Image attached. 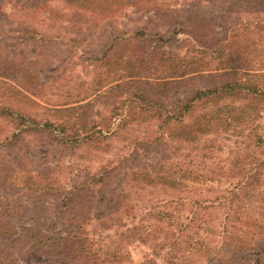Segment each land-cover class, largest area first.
Here are the masks:
<instances>
[{
	"label": "rangeland",
	"instance_id": "rangeland-1",
	"mask_svg": "<svg viewBox=\"0 0 264 264\" xmlns=\"http://www.w3.org/2000/svg\"><path fill=\"white\" fill-rule=\"evenodd\" d=\"M243 1L245 3L242 5L240 0H0V75L16 76V83L26 95H17L5 102L12 109H18L23 115L42 123L54 120L57 114L53 108L65 104L72 105L75 100L86 96L97 100L98 104L95 106L98 107L100 116H107L109 109L105 103L106 99L99 98L97 92H93L100 83H106L107 78L121 74L122 63L132 64L131 61H124L127 57L133 56L135 62L140 58L148 59L152 55L157 59L162 57L160 63L169 58L200 59L201 68L208 70L166 82L163 87L157 88L155 97L171 107L195 90L217 87L230 81L233 77L230 71L219 72L212 66L218 61V54L213 52L226 41L243 44L248 50L246 54H250V60L258 61L264 57V0ZM246 1L249 3L246 4ZM256 22L260 26H256ZM240 24L246 26L244 30L239 31L237 36H231L230 28ZM112 44V60L106 68L101 58ZM255 46L257 50H254ZM227 52L230 53V46H227L224 54ZM104 106L106 109L102 108ZM17 122L0 118V170L19 156L21 164H13L18 174L35 172L42 166L49 165L54 167V176H58L61 187L69 189L79 180L73 177L76 171L70 172L74 166L83 172L113 165L115 173L110 180L117 185L122 183L119 189H123L128 200L132 201L136 208L134 222L124 214L120 217L123 218V223L132 222L135 226H147L148 216L142 215L141 211L152 206V209L158 208L156 202L170 198L174 190L153 183L151 179H135L136 176L133 179L132 174H127L126 180H122V175L130 168L129 164L133 166L131 170L148 171V174L154 177L159 174L158 171H168L175 167L184 169L193 162V168L201 172L204 179L203 182H191L187 185L189 189L184 193L188 197L184 200H196L203 204L199 213L206 220L208 229L200 232L199 245L194 247L192 260L188 263L208 264L207 261H210V264H254V259L252 262L239 259V253L236 254L230 249V239L227 252L221 250L218 253L216 247L222 235L221 223L224 217L223 208L219 203L223 202L224 198L227 199L229 189L231 198L234 184L232 182H236L243 172L248 173L252 163L259 158L258 153H254L249 162V159L244 158L248 150L239 145V141L235 143L237 139L232 133V126L227 133L215 131L207 138L212 141H206L204 138L196 146L197 151L189 152L186 145L178 143L176 136L169 138L167 146L163 145V142L159 147L148 148V143L140 142L138 138L144 137L145 134L154 137L151 133L155 128L151 125L155 122L150 121L149 128L145 127L149 124H142V127L138 128L127 126L118 131V136L106 142L100 139L99 147L104 152L97 154L98 144L58 147L50 141L48 135L33 130L32 128H36L33 126L26 127L19 136L5 141L2 145L4 138L14 132ZM259 124L258 132L264 140V111L261 113ZM69 125L70 122L67 123V126ZM169 147L172 151L167 150ZM129 151L133 152L130 154ZM160 152L163 153L160 159L150 161V158ZM123 154L130 155L122 158ZM248 181L249 188L257 193V198L263 197L264 172L262 176L256 175ZM20 196L25 203L30 205L36 202L39 206V217L43 218L41 224L45 230L50 234L63 231L61 224L65 215H56L54 207L55 202H59L58 196L37 195L31 192H23ZM225 203L227 205V201ZM234 204L239 203L234 201ZM175 205L168 207L170 213L176 211ZM261 210V214L248 212V215L255 218L260 217L255 219L257 224H264V204ZM176 212L181 220L186 222L190 203L184 204L183 208L177 207ZM39 213H28L27 217H14L13 220L15 225L25 222L30 224ZM20 218L24 219L17 223ZM149 222H153V219ZM157 224L163 229L168 228L166 220ZM228 226L232 234L240 233L239 229L244 231L241 246L247 248L255 245L257 249H262L261 260L264 263V230L258 232L255 227L235 222L231 230L230 221ZM106 228L109 229L102 231L101 236H107V242L113 241L111 247L119 248L123 243L119 244L122 240H117L118 233L115 232L116 227L112 226V221L106 223ZM122 229L124 228L119 230ZM161 232L162 230L154 226L148 235L141 230L134 236L137 239L141 235V238L146 239V243L135 242L136 246L125 245L124 249L130 251L133 258L137 259L153 238L162 237ZM233 241L235 244L239 243ZM2 244L14 257L21 260L26 258L28 261H25V264L49 259L44 253L29 249L20 237ZM246 250L242 251V254H248ZM252 252L257 254L259 250ZM230 256L235 257L231 263ZM254 258L257 260V255ZM54 261L59 263L58 258Z\"/></svg>",
	"mask_w": 264,
	"mask_h": 264
},
{
	"label": "trees",
	"instance_id": "trees-1",
	"mask_svg": "<svg viewBox=\"0 0 264 264\" xmlns=\"http://www.w3.org/2000/svg\"><path fill=\"white\" fill-rule=\"evenodd\" d=\"M240 3L243 5L245 1L240 0ZM247 3L249 2L246 1ZM239 26L230 28L231 36H237L238 32L246 27L241 24ZM256 26L260 24L256 22ZM227 46H230L228 55L224 54ZM112 48L113 44L101 58L106 68L112 60L110 55ZM254 50H257V46ZM213 53L218 54V61L212 64L215 67L214 70L230 71L233 75L230 81L217 87L195 90L187 98L179 100L171 107L155 97L157 88L163 87L166 82L176 81L205 70L206 68H201L200 59L169 58L160 63L162 57L157 59L150 55L148 59L140 58L134 62L133 56H129L124 61L126 63L131 61L132 64L124 65L121 62V74L107 78L106 83H100L93 92H97L99 98L106 99L105 103L109 109L107 116H100L101 113L95 106L98 104L96 99L83 96L84 98L75 100L72 105L65 104L53 108L57 114L54 120H46L42 123L6 104V100L17 95L25 97L26 95L16 83L18 80L16 76L0 75V118L18 121L12 135L6 136L2 145L5 141L19 136L26 127L33 126L36 127L32 128L33 130H39L42 134L48 135L50 141L58 147H76L94 143L93 146L98 144L96 149L97 154H100L104 152L99 147L100 139L106 142L118 136V131L127 126L138 128L142 127V124H149L145 126L149 128L148 126L151 125L149 122L154 121V125H151L155 128L151 133L154 137L151 138L149 134H145L144 137L138 138L140 142L148 143V148L150 146L159 147L163 142V145L167 146L169 138L176 136L178 143L186 145L189 152H194L197 151L196 146L201 140L205 138L206 141H212L207 138L215 131L227 133L232 126V133L237 139L235 143L239 141V145L248 150L244 158L249 159V162L254 153H258L259 158L252 163L248 173L243 172L236 182H232L234 184L231 198L229 189L227 199L224 198V201L219 203V206L223 208L224 217L221 223L222 235L216 246L217 252L221 250L227 252L230 239V249L236 254L239 253V259L247 262H252L254 259V264H264L261 260L262 249H257L255 245L247 246V248L241 246L244 241L241 238L244 231L239 229L240 233L232 234L228 226L230 221L231 230L234 222L255 227L258 232L264 230V224L256 223L255 219H260L259 216L255 218L248 215L249 211L261 214L264 204V196L257 198V193L248 186L249 179L256 175L260 177V174L262 176L264 172V140L258 132L259 120L264 111V57L258 61L250 60V54H246L248 50L244 45L231 42V40L217 47ZM128 71L130 73H126ZM102 108L106 109L105 106ZM69 122L70 125L67 126ZM205 140L204 143H206ZM208 147L205 146V148ZM167 150L172 151V148L169 147ZM129 152L131 154L133 151ZM228 154L230 164V152ZM125 155L121 157L129 156ZM162 155L163 153L160 152L150 158V161L158 160ZM14 163L21 164L19 156L0 170V186L3 185L0 188V264H25V261H28L25 260L26 258L21 260L14 257L2 244L15 237L22 238L33 252H42L49 257L48 260L32 264L63 262L65 264H189L188 262L192 260L191 255L194 254V247L199 245L200 232L208 229L206 220L199 213V208L203 207V204L196 200H187V202L184 200L188 197L184 193L189 189L187 185L191 182H203L202 179H204L203 174L193 168V162L184 169L175 167L168 171H158L159 174H154V177H151L148 171L131 170L133 166L129 164L130 168L127 169L129 173L125 172L122 180H126L127 174L129 176L132 174L133 179L134 176H136L135 179L140 178L145 181L151 179L153 183L168 186L174 190L170 198L156 202L159 205L158 208L152 209V206V208L141 211L142 215L148 216L147 226H135L132 222L123 223V218L120 217L123 214L134 222L136 208L135 204L128 200L123 189H119L122 183L119 182L117 185L110 180L115 173L113 165L102 166L96 171L83 172L74 166L70 172L76 171L73 177L79 180H76L71 188L65 189L59 184L58 176H54V167L44 165L35 172L27 171L25 174L24 172L18 174L13 166ZM70 165L69 163V167ZM136 173L139 175H135ZM23 192L58 196L59 202H55L54 207L56 215H65L62 218L64 222L61 224L64 227H61L63 231L50 234L45 230L41 224L43 218L39 217L41 215L38 210L39 206L36 202L30 205L25 203L20 196ZM234 201L239 204H234ZM186 203H190V212L186 217V222H183L176 211L177 207L183 208ZM173 204H176L174 206L176 211L170 213L168 207H172ZM28 213L39 214L34 218L35 220H31L30 224L25 222L18 224L20 226L15 225L14 217L28 216ZM233 217L234 220L231 219ZM245 218L247 220H244ZM23 219L20 218L17 223H21ZM150 219H153V222H149ZM165 220L168 228L163 229L157 223ZM108 221H112V226L116 227L115 232L119 235H116L117 240H122L119 244H124H121L119 248L111 247L110 244L113 241L107 242V236H101L102 231L109 229L106 228ZM143 221L142 218L141 222ZM153 226L162 230V237L153 238L152 242L146 246V250H142L138 258L134 259L131 252L124 249L125 245L136 246L135 242L146 243V239L141 238V235L137 239L134 235H138L141 230L148 235ZM120 228H124L122 229L124 231L119 230ZM233 240L239 243L235 244ZM244 250L248 254H242ZM253 250L255 252L259 250V252L256 254L252 252ZM256 255L257 260L254 258ZM231 256L230 263L235 258ZM56 258L59 263L54 261ZM207 263L210 264V261Z\"/></svg>",
	"mask_w": 264,
	"mask_h": 264
}]
</instances>
